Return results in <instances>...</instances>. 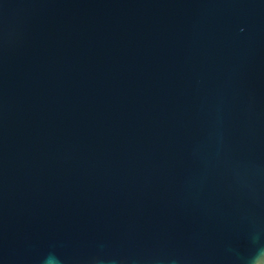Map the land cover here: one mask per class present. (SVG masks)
I'll list each match as a JSON object with an SVG mask.
<instances>
[{"label": "water", "instance_id": "obj_1", "mask_svg": "<svg viewBox=\"0 0 264 264\" xmlns=\"http://www.w3.org/2000/svg\"><path fill=\"white\" fill-rule=\"evenodd\" d=\"M0 264H264V0H0Z\"/></svg>", "mask_w": 264, "mask_h": 264}]
</instances>
